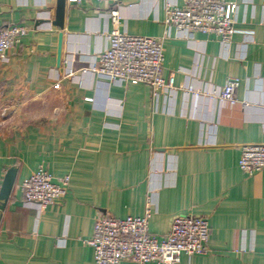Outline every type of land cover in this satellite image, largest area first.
Returning a JSON list of instances; mask_svg holds the SVG:
<instances>
[{
	"label": "crops",
	"instance_id": "0c3cea01",
	"mask_svg": "<svg viewBox=\"0 0 264 264\" xmlns=\"http://www.w3.org/2000/svg\"><path fill=\"white\" fill-rule=\"evenodd\" d=\"M224 1L238 6L228 53L213 35L173 33L163 40L162 76L175 91L153 97L91 70L113 29L162 38L164 0H0V30L27 29L0 57V185L17 168L0 264H94L85 241L96 219L141 217L147 204L157 237L176 216L208 222L207 252L179 264H264V171L238 167L243 146L264 143V0ZM112 9L116 24L101 16ZM229 78L241 82L235 105L187 93ZM39 167L54 183L69 179L65 197L41 212L21 190Z\"/></svg>",
	"mask_w": 264,
	"mask_h": 264
},
{
	"label": "built area",
	"instance_id": "2783aa9c",
	"mask_svg": "<svg viewBox=\"0 0 264 264\" xmlns=\"http://www.w3.org/2000/svg\"><path fill=\"white\" fill-rule=\"evenodd\" d=\"M79 4L82 0H67ZM117 4L119 0H97ZM164 0V32L162 38L130 36L116 29L106 34V44L100 52L91 72L99 82L110 85H142L151 90L155 97L161 91H175L174 80H165L163 70V40L173 33L188 38L193 32L213 35L228 53L235 30L237 5L224 0ZM264 5V1H263ZM104 20L118 22V13L110 10L101 15ZM27 34L24 26H10L0 30V57L19 43ZM248 41L249 33L244 34ZM72 75L71 70L67 73ZM238 78H229L221 88L195 90L188 87L195 100L203 94L211 99L236 104L234 93L240 86ZM54 88H58L55 85ZM239 169L247 176L264 171V143L246 145L241 149ZM68 177L54 183L51 176L41 167L21 184L23 203L36 207L41 212L47 206L63 199L67 193ZM151 212L149 204L141 217L114 219L101 216L96 219L93 233L85 244L93 251L94 264H179L180 256L192 257L207 252L209 226L206 219L197 216H176L172 219L168 233L163 237L151 235L148 230Z\"/></svg>",
	"mask_w": 264,
	"mask_h": 264
},
{
	"label": "water",
	"instance_id": "95a60500",
	"mask_svg": "<svg viewBox=\"0 0 264 264\" xmlns=\"http://www.w3.org/2000/svg\"><path fill=\"white\" fill-rule=\"evenodd\" d=\"M61 20L59 17L56 19L55 24L60 26ZM17 174V168L16 167H10L5 175L3 176L1 185H0V219L2 212L6 206V203L8 201V198L10 196V193L12 191V188L14 186L15 178Z\"/></svg>",
	"mask_w": 264,
	"mask_h": 264
},
{
	"label": "rangeland",
	"instance_id": "374dc122",
	"mask_svg": "<svg viewBox=\"0 0 264 264\" xmlns=\"http://www.w3.org/2000/svg\"><path fill=\"white\" fill-rule=\"evenodd\" d=\"M3 114L1 113V110H0V120H2L3 118Z\"/></svg>",
	"mask_w": 264,
	"mask_h": 264
},
{
	"label": "trees",
	"instance_id": "16d2710c",
	"mask_svg": "<svg viewBox=\"0 0 264 264\" xmlns=\"http://www.w3.org/2000/svg\"><path fill=\"white\" fill-rule=\"evenodd\" d=\"M2 29H4V28H2ZM2 29H1V30H2Z\"/></svg>",
	"mask_w": 264,
	"mask_h": 264
}]
</instances>
